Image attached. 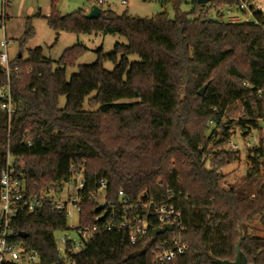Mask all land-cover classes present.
Here are the masks:
<instances>
[{
  "label": "trees",
  "instance_id": "16d2710c",
  "mask_svg": "<svg viewBox=\"0 0 264 264\" xmlns=\"http://www.w3.org/2000/svg\"><path fill=\"white\" fill-rule=\"evenodd\" d=\"M182 1L173 0L174 17L168 11L141 18L108 9L90 19L83 9L60 14L54 0L45 17L52 30L127 39L112 52L98 50L97 60L79 65L70 79L67 67L85 47L67 48L56 66L40 47L24 59L23 49L35 34L27 19L19 39L21 57L11 66L31 71L11 79L16 103L11 119L0 111V174L8 152L29 193L59 189L82 173L75 229L98 226L81 251L65 257L57 250L56 234L69 229L67 209H57L49 200L34 212L21 209L14 239L37 255L39 264H154L152 250L163 237L154 227L135 244L128 229H101L121 221L120 190L129 203L147 193L171 197L181 209L189 250L165 264L234 260L239 224L246 232L241 249L248 262L264 264V236L250 233L255 221L264 230V137L260 134L259 144L247 150L251 166L245 179L230 183L221 171L240 158L239 150L225 148L230 126L237 124L244 138L253 129L262 131L264 14H256L257 22L233 23L219 10L233 0L194 1L189 11L180 9ZM134 54L140 61L130 63L128 56ZM106 61L115 64L113 70L105 69ZM5 83L0 67V88ZM62 96L66 103L60 107ZM84 102L90 109L83 108ZM236 103L241 118L222 124L225 111ZM218 128L225 138L217 140ZM101 180L115 215L95 212L93 196Z\"/></svg>",
  "mask_w": 264,
  "mask_h": 264
},
{
  "label": "built area",
  "instance_id": "2783aa9c",
  "mask_svg": "<svg viewBox=\"0 0 264 264\" xmlns=\"http://www.w3.org/2000/svg\"><path fill=\"white\" fill-rule=\"evenodd\" d=\"M105 1L106 0H95V4L100 6L103 10L102 6ZM127 2V0H122L123 5H126ZM219 10L224 15V19L227 22H257L256 14H264V0H233L232 4H226ZM8 44L9 42L7 39L0 41V46L5 49L4 52L0 53V67L6 78V83L0 88V111H4L10 120L16 111V103L12 95L11 79L15 75H20L22 70L19 66H11L12 60L9 58L7 50ZM244 85L252 87L247 82H245ZM239 118H241V116H239L238 119ZM260 122L264 123V119ZM261 129L264 134V126L261 127ZM228 131L230 137L227 138L225 148L234 151L240 149V144L234 142L232 139V136L237 131H239L240 136L242 135L240 127L234 124L229 127ZM221 138H225V136L222 134ZM259 142L260 136L253 137L252 141L245 140L242 147L249 150L257 146H254V143L259 144ZM14 171V158L8 152L5 165L0 174V264H5L7 262L19 264L20 259L29 254L21 242L14 239L16 232L13 229V225L21 209L34 212L47 200L57 209H67L69 203H74L79 209V191L85 184L83 174L79 173L64 183L59 189L53 187L41 193H29L26 186L19 181ZM65 184L69 186L66 194L68 199L66 201L50 197V194L63 190ZM105 186L106 181L101 180L93 198L98 206H102V214L100 216H103V213L107 210H110L112 214L115 215V207L105 200ZM118 194L119 205L122 207L121 221L116 226L111 224L102 225V230L111 231L114 228L128 229L130 242L135 244L147 236L151 226L154 227L155 232L156 229L162 228L165 225H172L173 227L171 230H166L164 233L158 234L163 237L155 244L152 250V262L154 264H165L185 254L189 250V246L184 238L186 227L183 222L182 211L174 204L171 197L166 198L163 196L161 198H155L153 196L149 197L147 193H144V198L139 199V202L133 204L129 203V200L125 198L123 190H120ZM97 196H102L101 200H97ZM100 216H95V220H98ZM97 231V225H94L92 228L78 230L79 242L71 240L66 236H60L56 239L58 252L68 257L69 254H75L81 251L85 243ZM68 246L70 247L68 248Z\"/></svg>",
  "mask_w": 264,
  "mask_h": 264
},
{
  "label": "rangeland",
  "instance_id": "374dc122",
  "mask_svg": "<svg viewBox=\"0 0 264 264\" xmlns=\"http://www.w3.org/2000/svg\"><path fill=\"white\" fill-rule=\"evenodd\" d=\"M54 0H0V41L7 39L9 58L15 59L20 53L19 39L24 33L26 21L31 18L34 28L33 39L24 47L22 57H28L29 50L42 48L43 55L46 59H50L56 66V61L62 56L67 48L74 45H82L85 50L78 56L73 66L67 67V79L78 72V66L83 64H91L98 58V50L104 53H109L114 50L116 43L127 44L126 37L119 34H103L101 32L93 33H71V32H56L52 30L46 21V18L52 11V3ZM127 4L123 5L122 0H106L103 4V10L111 9L119 14L126 12L130 16H139L141 18H151L159 12L168 11L171 17L175 16L173 0H127ZM196 0H183L180 4L182 11H189L192 8L193 2ZM95 0H55L56 9L60 14L65 15L73 11L83 9L89 10ZM214 11L211 15H214ZM40 14L41 16H37ZM2 19V20H1ZM4 47L0 46V53L4 52ZM129 62L140 61L138 55L128 56ZM104 67L107 70H113L115 64L111 61L104 62ZM25 74H29L30 67L22 69ZM66 103V97L62 96L59 101L60 107ZM84 109H90L87 102H84ZM96 108V107H95ZM241 116L239 104L230 106L225 111V117L222 119V124H227L229 121H235ZM264 123L261 122V127ZM217 140L222 137V128H218ZM264 136L263 131L253 129L246 138L239 135V131L232 136L234 142L240 144V158L232 164L227 165L221 171L227 175V181L233 183L237 180L246 178V172L251 166V161L247 157V150L242 147L245 140H253V137ZM221 136V137H220ZM258 143H254V146ZM211 146V145H210ZM224 147V146H222ZM220 147V148H222ZM219 148V149H220ZM263 172H261V175ZM63 190L57 193L50 194V197L62 199L66 201L68 184L64 185ZM102 196H97V200H101ZM67 226L68 230L57 233L56 237L66 236L71 240L79 242V234L75 229L79 226V209L74 203L67 205ZM250 233L255 236H264V230L259 221H255L250 228ZM59 244V243H58ZM19 264H39V257L33 253L22 257Z\"/></svg>",
  "mask_w": 264,
  "mask_h": 264
},
{
  "label": "water",
  "instance_id": "95a60500",
  "mask_svg": "<svg viewBox=\"0 0 264 264\" xmlns=\"http://www.w3.org/2000/svg\"><path fill=\"white\" fill-rule=\"evenodd\" d=\"M213 0H196V2L200 5H206L209 4L210 2H212ZM102 9L100 6L94 4L91 6V8L89 9V11L86 14L87 18L93 19V18H97L101 15ZM19 57H21V53H19ZM208 83L205 84L200 90H199V94L203 95L208 87ZM102 206L99 205L97 206V208L95 209V212H99L101 211ZM172 225H165L162 228H158L155 230V232L157 234H162L164 233L166 230H171L172 229ZM238 233H239V238L237 240L236 243V247H235V251H236V255L234 260H221V259H213V263L214 264H253V263H249L248 259L246 257V255L244 254V252L241 249V244L242 241L245 237V230L242 228L241 224H239V229H238ZM21 238H25L26 237V233H19L18 234Z\"/></svg>",
  "mask_w": 264,
  "mask_h": 264
},
{
  "label": "crops",
  "instance_id": "0c3cea01",
  "mask_svg": "<svg viewBox=\"0 0 264 264\" xmlns=\"http://www.w3.org/2000/svg\"><path fill=\"white\" fill-rule=\"evenodd\" d=\"M89 10H86V12H88Z\"/></svg>",
  "mask_w": 264,
  "mask_h": 264
}]
</instances>
